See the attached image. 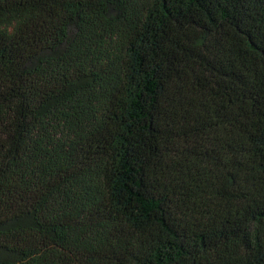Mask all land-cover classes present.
Instances as JSON below:
<instances>
[{"label": "trees", "instance_id": "trees-1", "mask_svg": "<svg viewBox=\"0 0 264 264\" xmlns=\"http://www.w3.org/2000/svg\"><path fill=\"white\" fill-rule=\"evenodd\" d=\"M0 264H264V0H0Z\"/></svg>", "mask_w": 264, "mask_h": 264}]
</instances>
